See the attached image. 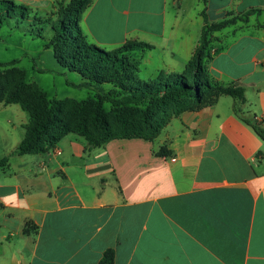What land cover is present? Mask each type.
Masks as SVG:
<instances>
[{"label": "crops", "instance_id": "1", "mask_svg": "<svg viewBox=\"0 0 264 264\" xmlns=\"http://www.w3.org/2000/svg\"><path fill=\"white\" fill-rule=\"evenodd\" d=\"M13 1L47 8L55 0ZM189 1L93 0L80 27L107 51L146 43L154 49L141 56H161L157 71L182 72L203 12L217 23L254 11L214 35L206 66L214 83L244 87V115L264 122V0H201V10ZM205 102L153 141L90 149L69 134L44 156L17 152L31 117L0 104V160L8 159L0 264H100L108 251L114 264H264V140L235 114L231 96L213 92ZM13 193L16 206L5 205Z\"/></svg>", "mask_w": 264, "mask_h": 264}, {"label": "trees", "instance_id": "2", "mask_svg": "<svg viewBox=\"0 0 264 264\" xmlns=\"http://www.w3.org/2000/svg\"><path fill=\"white\" fill-rule=\"evenodd\" d=\"M92 1L72 0L65 11V15H71L72 19L60 22L54 28L55 37L48 45L60 42L73 50L70 56L72 62L66 66L80 73L85 80L78 85L70 83L71 86L103 92V101L90 98L86 103L76 104L74 111L81 112L80 122L69 124L60 117L61 102L49 99L47 93L41 90L36 91L34 99L40 101L41 106L29 108L20 104L31 117V124L26 126V137L17 150L20 155L44 156L69 134L85 138L90 149L105 146L116 139L141 138L153 141L173 118L205 106L206 96L213 92L231 96L235 114L264 140V122L244 115L242 108L246 103V89L214 83L206 66L212 58L214 42L217 41L214 35L237 21H247L254 11L217 23H210L203 12L205 25L186 71L182 74L161 71L153 78L141 79L137 75L141 61L132 54L135 51L146 52L154 47L143 42H131L117 50L107 51L90 43L80 27V18ZM29 10L28 6L18 5L13 0H0V23L6 18H26L30 14ZM39 20L42 24L48 22H41V18ZM58 57L66 62L68 60L62 55ZM106 85L111 87L110 91L105 90ZM104 103L112 105L111 112L106 110ZM146 105L148 108L144 109ZM125 111L137 113L134 121L124 120ZM110 114L117 116L120 122L116 130L112 129ZM158 154L165 155V148ZM7 161V158L0 160V167H4ZM32 227L33 224H28L26 233H30ZM100 264H114V252H106Z\"/></svg>", "mask_w": 264, "mask_h": 264}, {"label": "rangeland", "instance_id": "3", "mask_svg": "<svg viewBox=\"0 0 264 264\" xmlns=\"http://www.w3.org/2000/svg\"><path fill=\"white\" fill-rule=\"evenodd\" d=\"M72 1V0H71ZM71 1L55 0L47 8H37L16 2L18 5L28 6L29 15L26 18H6L0 23V104H18L29 108L39 107L42 103L34 99L36 91L41 90L47 93L49 99H57L61 102V119L69 124L80 122L81 112H75L76 104L86 103L90 98L96 101H103L104 93L86 88L73 87L71 84H80L85 80L80 73L71 70L66 65L71 64L70 56L72 49L55 42L49 46L55 37L54 28L60 22H68L72 16L65 11ZM189 6L195 10L203 9L204 3L201 0H190ZM46 22V24L40 23ZM39 20L38 22H36ZM38 24V25H37ZM42 24V25H39ZM38 34V35H36ZM217 42H214V45ZM106 50V49H105ZM141 51H135L132 56L140 59L141 65L138 77L149 79L157 76L161 71L156 67L161 62V56L152 53L153 57L141 56ZM68 58L67 62L58 56ZM157 56V57H156ZM147 60V63L144 61ZM11 62H16L10 65ZM182 72H167L168 74ZM71 83V84H70ZM106 91L111 87L104 86ZM108 112L112 111L110 103H104ZM148 105L144 107L147 109ZM137 113L123 112L126 121H134ZM112 129L120 127L117 116H109Z\"/></svg>", "mask_w": 264, "mask_h": 264}, {"label": "clouds", "instance_id": "4", "mask_svg": "<svg viewBox=\"0 0 264 264\" xmlns=\"http://www.w3.org/2000/svg\"><path fill=\"white\" fill-rule=\"evenodd\" d=\"M2 199H3V202L5 203V205L12 204L13 206H16V202L18 200V195L16 193H13L9 196L3 197ZM19 205L23 206V207H27V204L23 200L19 201Z\"/></svg>", "mask_w": 264, "mask_h": 264}]
</instances>
